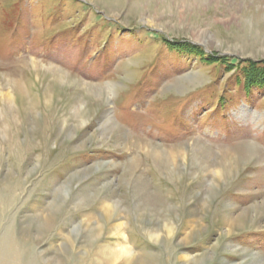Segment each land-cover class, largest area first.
I'll list each match as a JSON object with an SVG mask.
<instances>
[{
  "label": "rangeland",
  "instance_id": "374dc122",
  "mask_svg": "<svg viewBox=\"0 0 264 264\" xmlns=\"http://www.w3.org/2000/svg\"><path fill=\"white\" fill-rule=\"evenodd\" d=\"M262 4L0 0V264H264Z\"/></svg>",
  "mask_w": 264,
  "mask_h": 264
},
{
  "label": "bare ground",
  "instance_id": "6f19581e",
  "mask_svg": "<svg viewBox=\"0 0 264 264\" xmlns=\"http://www.w3.org/2000/svg\"><path fill=\"white\" fill-rule=\"evenodd\" d=\"M263 1V3H264V0H262ZM262 5H264V4H262ZM61 73V72H60ZM60 73H58V74H60ZM58 77L61 79V75H58ZM96 92V91H95ZM95 98H97V97H95ZM246 153V155H248L249 153H252V154H255L256 152H255V150L253 149V148H250V150L248 151V152H245ZM255 156V155H254ZM110 213H109V211H108V208H107V210H106V218H109L110 217ZM122 250V249H121ZM109 254H111V253H109ZM131 262H130V260H127V262H126V264H130Z\"/></svg>",
  "mask_w": 264,
  "mask_h": 264
}]
</instances>
